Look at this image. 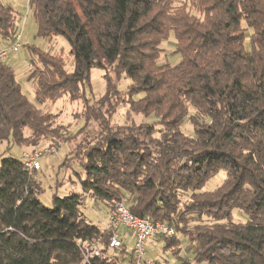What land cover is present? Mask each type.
<instances>
[{"label": "trees", "instance_id": "1", "mask_svg": "<svg viewBox=\"0 0 264 264\" xmlns=\"http://www.w3.org/2000/svg\"><path fill=\"white\" fill-rule=\"evenodd\" d=\"M29 3L37 35H61L70 45L67 59L29 47L36 100L83 99L85 124L96 122L98 132L76 157L83 193L55 194L53 207L39 198L41 184L20 156L2 159L0 264H82L80 245L93 239H102L104 253L112 232L88 220L85 193L109 214L123 201L135 215L169 222L195 246L198 263L264 264V0ZM17 32L14 7L0 1V37L6 44ZM171 33L181 56L175 65L159 62ZM96 67L105 70L106 92L91 104L85 89ZM122 78L129 80L124 93L132 110L154 122L135 129L111 124V96ZM52 118L0 62V142L38 147L58 133ZM188 119L192 135L182 130ZM157 125L161 138H153ZM220 171L222 183L204 190ZM180 193L190 194L187 202ZM235 209L246 223L232 221ZM177 233L159 238L166 249L180 245ZM118 250L121 256L100 255L91 264H127L125 239Z\"/></svg>", "mask_w": 264, "mask_h": 264}, {"label": "rangeland", "instance_id": "2", "mask_svg": "<svg viewBox=\"0 0 264 264\" xmlns=\"http://www.w3.org/2000/svg\"><path fill=\"white\" fill-rule=\"evenodd\" d=\"M3 4L14 7L17 16L18 32H21V47L19 51L13 53L7 62L15 71L16 78L21 85L22 91L28 98L35 102L44 112L53 114V127L58 129V133L54 136L48 137L47 140L42 141L41 145L34 147L32 145L19 146L12 141L0 142V165L3 158L7 156H20L23 151H32L42 149L52 143H55L58 151L54 154H47L40 158L41 168L38 171H33L35 179L41 184L42 192L39 198L46 207H53V197L55 194L64 196L72 191L81 192L82 184L78 175L81 167L76 159L79 156L80 147L88 145L89 140L95 137L98 132L97 123L92 121L85 124L83 119L84 101L83 99L72 100L68 94H64L55 101H46L40 103L35 97V85L29 80V72L32 69L31 59L32 55L29 47L36 46L43 50H50L53 53L62 54L66 59L69 56L70 45L67 40L57 35L51 38H45L37 35V24L33 17V12L29 8L30 0H0ZM175 3L180 4L181 0H174ZM246 26V24L244 25ZM2 42L4 40L1 38ZM13 42L7 41L5 45H10ZM162 53L160 55V63L177 64L181 60L179 53H176L175 36L171 33L168 40L161 45ZM67 69H73L72 60H67ZM116 81L115 73L107 70ZM105 70L101 68H93L90 75V85L86 86V94L90 97V103L94 104L102 98L106 92ZM129 80L122 78L117 86L120 92L111 96L112 107L115 113L112 116V125H121L124 128H138L144 123H152L156 119L153 115L145 117L144 115L134 112L130 106V98L125 92ZM143 94L135 96V99L142 97ZM191 113L194 109H190ZM154 132L153 138H161L160 129ZM182 130L186 134L192 135L194 133L193 125L188 119L184 122ZM30 131L27 129L25 135H29ZM53 138V139H52ZM79 172V174H78ZM224 171H220L213 176L204 187V190H213L222 183L225 178ZM189 193H180L181 203L187 202ZM84 204L82 206L88 220L101 228L108 226V209L104 202L95 199L92 194H84ZM182 205V204H181ZM206 222L211 219L205 218ZM232 221L235 223H246L247 217L240 210L235 209L233 212ZM228 223V222H227ZM194 222H190V227L194 226ZM122 235H126V230L122 228ZM180 245H175L173 248L166 249V243L162 239H150L147 243L150 254L157 259L158 264H202L194 259V245L190 244L188 237L181 232L177 233ZM102 240V239H100ZM127 250L131 252L134 245V239H126ZM175 248V249H174ZM178 250V255L176 254ZM175 251V252H174ZM121 250L107 248L102 257L114 259L116 256H121ZM187 260V261H186ZM186 261V262H185ZM82 264H85L83 262Z\"/></svg>", "mask_w": 264, "mask_h": 264}, {"label": "built area", "instance_id": "3", "mask_svg": "<svg viewBox=\"0 0 264 264\" xmlns=\"http://www.w3.org/2000/svg\"><path fill=\"white\" fill-rule=\"evenodd\" d=\"M30 8V3H29ZM31 9V8H30ZM21 32H17L13 42L8 46H0V62L7 63L11 55L19 51L21 47ZM58 151L55 143L42 149L23 151L20 159L24 166L31 172L41 168L40 158L47 154H54ZM108 228L112 232L108 247L111 249H123L124 237L121 228L134 239L131 256L127 264H158L148 248L150 239L161 237L170 238L176 235L175 226L166 221H153L149 217H141L133 214L128 206L123 202H117L114 210L108 215ZM103 243L100 239L84 241L80 247L83 252L85 264H91L92 260L103 253Z\"/></svg>", "mask_w": 264, "mask_h": 264}, {"label": "crops", "instance_id": "4", "mask_svg": "<svg viewBox=\"0 0 264 264\" xmlns=\"http://www.w3.org/2000/svg\"><path fill=\"white\" fill-rule=\"evenodd\" d=\"M0 46H5V43L2 42L1 37H0ZM126 233H127V232H126ZM129 237L132 239V236H130V235H128V234L124 235V239H125V240H126L127 238H129Z\"/></svg>", "mask_w": 264, "mask_h": 264}]
</instances>
